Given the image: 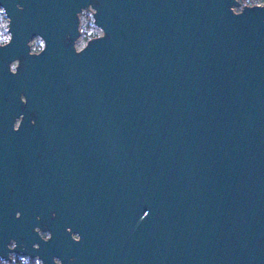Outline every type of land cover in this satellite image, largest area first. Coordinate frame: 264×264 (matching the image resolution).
Instances as JSON below:
<instances>
[{"label":"water","instance_id":"95a60500","mask_svg":"<svg viewBox=\"0 0 264 264\" xmlns=\"http://www.w3.org/2000/svg\"><path fill=\"white\" fill-rule=\"evenodd\" d=\"M239 6L0 0V257L264 264V3Z\"/></svg>","mask_w":264,"mask_h":264},{"label":"rangeland","instance_id":"374dc122","mask_svg":"<svg viewBox=\"0 0 264 264\" xmlns=\"http://www.w3.org/2000/svg\"><path fill=\"white\" fill-rule=\"evenodd\" d=\"M264 2H258L257 4H263ZM242 5L240 4L239 7H235L234 11L239 12ZM92 13L93 10L91 8L85 9L81 11L79 14V29H80V35L78 39L76 40L75 44L79 47L86 44V42L90 39H92L94 36H96L98 33L102 32L98 27H96L93 24L92 19ZM9 38V34L7 32V18L4 15V12H0V41H6ZM30 49H36L43 47V41L40 37L35 36L33 37L30 42ZM15 65V63L12 64V68ZM15 259H17L15 257ZM5 264L7 262L5 261ZM16 264H21V261Z\"/></svg>","mask_w":264,"mask_h":264},{"label":"clouds","instance_id":"9594fccd","mask_svg":"<svg viewBox=\"0 0 264 264\" xmlns=\"http://www.w3.org/2000/svg\"><path fill=\"white\" fill-rule=\"evenodd\" d=\"M2 11H3V8H0V12H2ZM12 74L14 75L16 73H12ZM21 95H23V94H21ZM19 115L16 116V118L14 119V121L12 123V130L13 131H18L20 129V127H21L22 123H20L19 126L16 127V128L13 127V125H14V123H16L17 117ZM30 123L35 124V120H31ZM14 215H15L16 218H19L21 213L19 211H16ZM52 215H55V213H52ZM36 219L38 220L39 216H37ZM65 230L67 232H69L70 238L72 239V241L77 242V243L80 241L81 236H80V234L78 232L72 231L71 228H66ZM33 231L44 242H47V241H49L51 239L52 234L48 230H42L39 226H35L33 228ZM10 244H14L15 245V247L13 249V251H14L16 249V247H17L16 241L14 239H10L9 240V242L7 244V249L8 250H9V245ZM32 248L38 250L39 249V244L34 243L32 245ZM14 254H15V252H14ZM8 256H9V251H8ZM8 256H7V258L0 257V264H5V261L8 259ZM15 256H16V258L19 261H21V264H45L44 260L38 254L33 256V255H30V254L24 253V254H20V255L15 254ZM74 259H75L74 257H69L70 261H72ZM51 264H63V262H62V260L59 257L53 256V257H51Z\"/></svg>","mask_w":264,"mask_h":264},{"label":"flooded vegetation","instance_id":"af4514ba","mask_svg":"<svg viewBox=\"0 0 264 264\" xmlns=\"http://www.w3.org/2000/svg\"><path fill=\"white\" fill-rule=\"evenodd\" d=\"M12 192H13V188L9 187V185H8L7 186V194H6L7 195L6 196L7 200L9 199V194H11ZM7 244H6V246H7ZM12 246H13V244H10L9 248H12ZM15 254L13 252H9V259L6 260L7 264H16V263L20 262L18 259H15V257H16ZM17 255H20V254H17Z\"/></svg>","mask_w":264,"mask_h":264},{"label":"trees","instance_id":"16d2710c","mask_svg":"<svg viewBox=\"0 0 264 264\" xmlns=\"http://www.w3.org/2000/svg\"><path fill=\"white\" fill-rule=\"evenodd\" d=\"M240 4L243 5H254L257 4L258 2H264V0H238ZM6 41H0V44L5 43Z\"/></svg>","mask_w":264,"mask_h":264}]
</instances>
